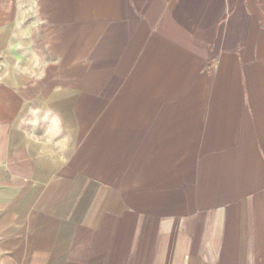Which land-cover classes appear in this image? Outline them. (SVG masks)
<instances>
[{
    "label": "crops",
    "instance_id": "1",
    "mask_svg": "<svg viewBox=\"0 0 264 264\" xmlns=\"http://www.w3.org/2000/svg\"><path fill=\"white\" fill-rule=\"evenodd\" d=\"M0 264H264V0H0Z\"/></svg>",
    "mask_w": 264,
    "mask_h": 264
},
{
    "label": "clouds",
    "instance_id": "2",
    "mask_svg": "<svg viewBox=\"0 0 264 264\" xmlns=\"http://www.w3.org/2000/svg\"><path fill=\"white\" fill-rule=\"evenodd\" d=\"M20 45H17L19 47ZM22 71L28 73L30 76L35 77L36 79H39L44 75V66L40 63L38 59H33L31 61V65L29 67H25L22 69ZM33 119L30 121L33 128L38 127V125L42 121H47L48 125L45 128L44 132L39 136H33L29 135V139L34 140L36 144L42 145L44 147H41L40 151L43 153L45 151V147L52 143V140L55 136L59 135L61 132V118L59 116H52L49 120L48 114H45L43 116L40 115V110L36 109L33 113ZM66 141L64 144H57L56 148L59 151H64ZM52 155H55V153H51Z\"/></svg>",
    "mask_w": 264,
    "mask_h": 264
}]
</instances>
